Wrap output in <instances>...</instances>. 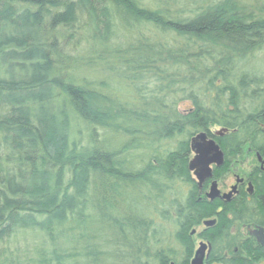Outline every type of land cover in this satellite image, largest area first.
<instances>
[{"label": "trees", "instance_id": "16d2710c", "mask_svg": "<svg viewBox=\"0 0 264 264\" xmlns=\"http://www.w3.org/2000/svg\"><path fill=\"white\" fill-rule=\"evenodd\" d=\"M190 4L0 0V264H190L215 208L184 201L191 137L225 128L231 161L264 155V6ZM248 173L226 213L264 225Z\"/></svg>", "mask_w": 264, "mask_h": 264}, {"label": "flooded vegetation", "instance_id": "af4514ba", "mask_svg": "<svg viewBox=\"0 0 264 264\" xmlns=\"http://www.w3.org/2000/svg\"><path fill=\"white\" fill-rule=\"evenodd\" d=\"M226 138V135L223 133L220 135L214 133L207 134V140L214 141L222 151V163L217 165L216 162L212 161L209 164L211 176L204 178L201 182L196 180L190 172L194 183L191 188L185 187L186 196L183 197L184 201H187V194L191 191L193 193L191 197H194L196 202H200L201 204L213 203L215 205L212 216L202 219L192 231V234L195 236L193 256L199 245L205 244L202 264H226L228 261L240 263L248 259L247 252L255 247L264 246V242L260 243L257 237L252 234L253 231H259L261 228L260 235L264 237L263 224L254 221L249 223L243 222V218L248 217V214L245 212L241 214L239 219H234L231 213H226V210L233 205L244 210L246 208L245 205L250 202L254 186L248 172L257 166L264 171V162L262 163L264 155L255 152L256 164L254 165L250 163L252 156L249 155L245 158L238 157L231 161L223 149V146H227L226 144H230L229 142L231 141L226 140ZM222 139H224L223 142ZM192 156L193 153L191 151L190 158ZM240 166L244 171L237 168ZM213 182L216 183V188L219 192L216 197L210 198L208 193ZM249 186L252 188L251 191L248 190ZM223 210L225 213L222 217V230L217 236L209 238V229L219 224L220 212ZM218 242L221 245H218ZM253 262L254 264H264V257H261L259 260L254 259Z\"/></svg>", "mask_w": 264, "mask_h": 264}, {"label": "water", "instance_id": "95a60500", "mask_svg": "<svg viewBox=\"0 0 264 264\" xmlns=\"http://www.w3.org/2000/svg\"><path fill=\"white\" fill-rule=\"evenodd\" d=\"M226 129L222 128L214 131L213 133L216 135H220L225 132ZM190 148L193 153V156L188 161V170L193 174V177L201 182L204 178H208L211 176V168L209 164L213 161L216 162L217 165L222 163V151L219 149L218 145L212 141L207 140V133L205 131H201L193 135L190 139ZM258 157H260L258 155ZM264 160L262 161V163ZM251 186H249L248 190L251 191ZM218 189L216 188V183L213 182L208 196L210 198H214L218 195ZM261 228L259 231H253L252 234L255 235L260 243L264 242V237L260 235ZM205 248V244H200L196 249L194 256L191 259V264H202L203 259V250ZM170 264H173L172 262Z\"/></svg>", "mask_w": 264, "mask_h": 264}, {"label": "rangeland", "instance_id": "374dc122", "mask_svg": "<svg viewBox=\"0 0 264 264\" xmlns=\"http://www.w3.org/2000/svg\"><path fill=\"white\" fill-rule=\"evenodd\" d=\"M182 2V5L185 7V8H189L191 7V4H190V0H180ZM245 2L251 6V5H255L257 6L259 4V6H264V0L260 1V0H245ZM259 55H263V56H258L257 58L255 59H252L248 65V67L252 70V71H255V72H263L264 73V51H261L259 53ZM220 128L219 127H214L212 130L213 131H216V130H219ZM247 170V168H245ZM173 244H174V241H172Z\"/></svg>", "mask_w": 264, "mask_h": 264}]
</instances>
